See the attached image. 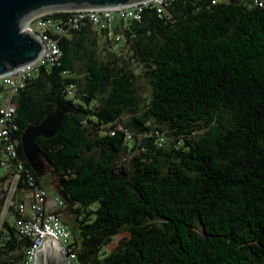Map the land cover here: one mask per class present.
<instances>
[{"label": "trees", "instance_id": "trees-1", "mask_svg": "<svg viewBox=\"0 0 264 264\" xmlns=\"http://www.w3.org/2000/svg\"><path fill=\"white\" fill-rule=\"evenodd\" d=\"M110 31L84 19L55 33L58 62L15 93L24 167L14 199L28 176L49 181L28 164L23 129L68 102L58 132L37 143L66 194L68 246L83 264H264V0H169L163 12L147 5L139 18H114ZM4 93L0 83V104ZM2 147L0 205L14 172ZM16 214L2 218L0 264H24L32 243Z\"/></svg>", "mask_w": 264, "mask_h": 264}, {"label": "built area", "instance_id": "built-area-1", "mask_svg": "<svg viewBox=\"0 0 264 264\" xmlns=\"http://www.w3.org/2000/svg\"><path fill=\"white\" fill-rule=\"evenodd\" d=\"M214 1V0H213ZM169 0H139L122 6L113 7H75L73 9H59L65 11L60 18H54L45 11L32 15L25 25L38 36L43 47L40 55L8 73L0 75V83L6 86V93L2 94L0 104V140L2 141L3 161L14 165V172L5 187V200L1 218L13 207L16 210L14 224L17 230L32 238V243L25 250L24 264H34L38 251L46 242H55L66 252L67 264H83L76 256L74 250L68 246L70 229L63 222L59 209L65 205V199L58 193L52 194L44 186L34 182L28 176L31 187L28 188L22 199L16 200V182L22 175L24 167L18 149V140L13 131L16 124L13 116L16 104L13 100L19 87H22L33 72L41 65H51L58 62L61 54L58 43L59 35H64L70 28L78 27L84 19H89L93 24L106 28L110 36V24L114 18H139L145 6H151L157 12H163ZM35 23V26H34ZM59 34V35H55ZM119 38V36H116ZM71 88V85H69Z\"/></svg>", "mask_w": 264, "mask_h": 264}, {"label": "water", "instance_id": "water-1", "mask_svg": "<svg viewBox=\"0 0 264 264\" xmlns=\"http://www.w3.org/2000/svg\"><path fill=\"white\" fill-rule=\"evenodd\" d=\"M139 0H0V75L35 60L41 53L43 43L34 32L25 29L26 21L34 14L67 9L69 7H113ZM71 103L62 102L45 114L38 123H29L21 134V147L24 156L36 173L43 175L53 164L37 143L38 136H51L58 132L66 112L73 111ZM51 174L54 173L52 168ZM55 191L66 198L58 183ZM61 251V252H60ZM58 255L45 252L41 248L34 264H67L66 252L61 249Z\"/></svg>", "mask_w": 264, "mask_h": 264}, {"label": "rangeland", "instance_id": "rangeland-1", "mask_svg": "<svg viewBox=\"0 0 264 264\" xmlns=\"http://www.w3.org/2000/svg\"><path fill=\"white\" fill-rule=\"evenodd\" d=\"M69 8H70V9H73V8H75V7H69ZM56 10H57V9H56ZM58 10H59V9H58ZM61 10H62V9H61ZM29 18H30V17H29ZM34 26H35V23H34ZM100 36H101V37H100L101 40L103 41V44H104L107 48H108V47H109V48L114 47V48H115L116 50H118V52H120L121 54H123V55H125V56L128 55V51L125 50V46H123V43H121V42H120V43H116V42H114V41H112V40H105V37H104L103 34H101ZM105 41H107V42H105ZM75 70H76V75H77V76H79V77H81V78L84 77V72H83V70H82V68H81V62H80V61H78V62L76 63V68H75ZM135 83H136V86H137L138 93L144 98L143 101H147L148 98H149V96H150V85H149V82H148L147 78H146L141 72H139V73H138V76L136 77ZM139 138H140V137H139ZM139 140H140V139H138V141H139ZM167 141H168V138L166 139V142H167ZM128 154H129V153H126V156H128ZM50 168H51V167L48 166L47 171H46V173H44V174L42 175V178H44V179H46V180L49 179V181L47 182V186H48L49 189L54 190V192H55L54 184H53V182H51V179H50V177H51V172H49ZM2 169H3V168L0 169V173H1ZM5 182H6V181H5ZM2 206H3V205H0V209H2ZM64 211H65V213L62 211L63 215H61V217L67 222V225H68V227H69V225H72V222H73V220L70 219L71 217L69 216V212H70V207H69V205L64 206ZM9 218L11 219L12 216L9 215ZM1 223H2V220H0V226H1ZM69 229H70V228H69ZM119 236H121V233H119V234H117V235L114 236L112 242L109 244L108 247H112V246H114V245L117 243V239H118Z\"/></svg>", "mask_w": 264, "mask_h": 264}, {"label": "bare ground", "instance_id": "bare-ground-1", "mask_svg": "<svg viewBox=\"0 0 264 264\" xmlns=\"http://www.w3.org/2000/svg\"><path fill=\"white\" fill-rule=\"evenodd\" d=\"M45 252H50L53 255H58L61 251V247L58 246L55 242H46L44 246ZM60 251V252H59Z\"/></svg>", "mask_w": 264, "mask_h": 264}, {"label": "crops", "instance_id": "crops-1", "mask_svg": "<svg viewBox=\"0 0 264 264\" xmlns=\"http://www.w3.org/2000/svg\"><path fill=\"white\" fill-rule=\"evenodd\" d=\"M42 181H43V183H45L46 179L42 178ZM46 187H47V189H48V191H49L50 193H52V194L57 193L56 191L54 192V190L49 189L47 185H46ZM59 211H60L61 215H63L62 211L65 213V211H64V207L60 208ZM0 213H1V212H0ZM11 216H12L11 219H13V215H11ZM8 218H9V217H8ZM0 220H2V218H1V214H0ZM1 227H2V223H1L0 229H1Z\"/></svg>", "mask_w": 264, "mask_h": 264}]
</instances>
